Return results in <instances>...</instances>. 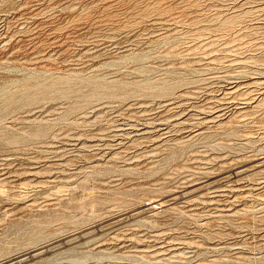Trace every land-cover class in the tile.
<instances>
[{
	"label": "rangeland",
	"instance_id": "obj_1",
	"mask_svg": "<svg viewBox=\"0 0 264 264\" xmlns=\"http://www.w3.org/2000/svg\"><path fill=\"white\" fill-rule=\"evenodd\" d=\"M0 264H264V0H0Z\"/></svg>",
	"mask_w": 264,
	"mask_h": 264
}]
</instances>
